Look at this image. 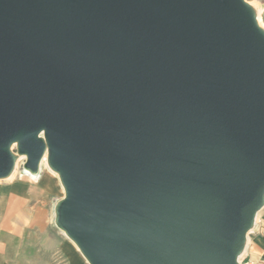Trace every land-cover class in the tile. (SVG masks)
I'll return each mask as SVG.
<instances>
[{
  "label": "water",
  "instance_id": "95a60500",
  "mask_svg": "<svg viewBox=\"0 0 264 264\" xmlns=\"http://www.w3.org/2000/svg\"><path fill=\"white\" fill-rule=\"evenodd\" d=\"M46 152L89 264H241L264 207L254 6L0 0V179Z\"/></svg>",
  "mask_w": 264,
  "mask_h": 264
},
{
  "label": "crops",
  "instance_id": "0c3cea01",
  "mask_svg": "<svg viewBox=\"0 0 264 264\" xmlns=\"http://www.w3.org/2000/svg\"><path fill=\"white\" fill-rule=\"evenodd\" d=\"M16 171L15 169L9 177L4 178V180H10L14 176V179L10 180L6 186L0 187V206L4 205L6 209L0 210V264H26L18 257L17 249L12 243V236L19 233L17 229L18 218L33 221V218L36 217L42 220L45 218L42 211H38L34 215L32 210L26 208H44L46 206L52 208L56 217V205L65 194L59 175L49 166L45 167L42 162L39 171L35 174L24 170V174L19 175L16 174ZM18 204L21 208L19 211L15 210V206ZM255 225L250 231L255 228ZM262 225L264 229V223ZM45 233L48 240L58 245L63 264H85L87 259L76 243L60 228H54V237H51L48 231ZM243 255L250 264H264V238L254 236L250 239L248 235L241 256Z\"/></svg>",
  "mask_w": 264,
  "mask_h": 264
},
{
  "label": "rangeland",
  "instance_id": "374dc122",
  "mask_svg": "<svg viewBox=\"0 0 264 264\" xmlns=\"http://www.w3.org/2000/svg\"><path fill=\"white\" fill-rule=\"evenodd\" d=\"M247 1L258 8L259 22L260 25L264 28V0ZM14 150L16 151L15 147ZM24 164L25 158L23 157L18 163L16 174H24ZM13 179L14 177L10 180ZM10 180L0 179V187L6 186L10 182ZM61 195L62 193L60 194V196ZM0 207V210H6L4 208V205ZM15 207V210H21L19 204ZM26 209L32 210L34 212V215L36 212L42 211L45 218L40 220L34 217L33 221L21 220L18 218L17 229L19 233L12 236V243L14 245V248L17 249L16 254L18 255V257L26 264H63V258L58 249V245H56L53 241L48 240L45 233L48 231V234L51 237H54V228L59 229L56 224L55 213L52 208L46 206L44 208L35 207ZM262 223H264V207L258 212L255 228L248 233L250 239L254 238V236L260 237L262 239L264 238V229ZM240 262L241 264H250L245 255L240 257ZM85 264H89V262L85 261Z\"/></svg>",
  "mask_w": 264,
  "mask_h": 264
},
{
  "label": "bare ground",
  "instance_id": "6f19581e",
  "mask_svg": "<svg viewBox=\"0 0 264 264\" xmlns=\"http://www.w3.org/2000/svg\"><path fill=\"white\" fill-rule=\"evenodd\" d=\"M254 9L256 11V15H257V19H258V22H259V11H258V8L256 6H254ZM260 24V22H259ZM261 26V25H260ZM25 155H18V158H17V162H16V168L18 166V163L19 161L24 157ZM47 156H48V153L46 152L43 159H42V163L45 167H48V161H47ZM48 165V166H47ZM29 174V173H28ZM14 177V176H13ZM258 215V214H257ZM257 218V217H256Z\"/></svg>",
  "mask_w": 264,
  "mask_h": 264
}]
</instances>
